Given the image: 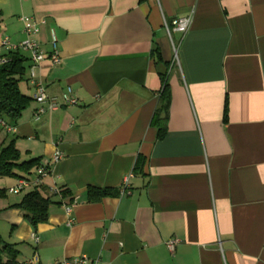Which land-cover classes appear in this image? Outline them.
Masks as SVG:
<instances>
[{"label": "crops", "instance_id": "obj_1", "mask_svg": "<svg viewBox=\"0 0 264 264\" xmlns=\"http://www.w3.org/2000/svg\"><path fill=\"white\" fill-rule=\"evenodd\" d=\"M0 11V38H24L21 16L44 20L35 38L49 53L53 32L61 58L35 69L60 107L35 119L32 99L16 122L0 116V149L14 141L21 161L51 165L42 187L73 199L54 196L33 228L7 188L34 171L0 178V235L18 264H264V0H0ZM69 90L75 104L62 102ZM89 186L111 192L87 201Z\"/></svg>", "mask_w": 264, "mask_h": 264}, {"label": "trees", "instance_id": "obj_2", "mask_svg": "<svg viewBox=\"0 0 264 264\" xmlns=\"http://www.w3.org/2000/svg\"><path fill=\"white\" fill-rule=\"evenodd\" d=\"M1 16L0 11V25ZM0 56L6 58L5 63L0 64V116L16 122L33 99L24 94L19 88V83L26 79L25 75L30 66L29 57L27 53L21 50L5 51ZM161 81L162 89L160 96L162 104L156 110L151 120V123L158 127V139H162L167 130V117L162 115L161 108L162 106H167L171 100V92L166 77L162 76ZM223 119L224 122H227L226 103ZM40 165L39 158L21 161L20 153L15 147L14 141L2 146L0 149V178L18 176V171L25 175L31 174ZM3 192L4 190H0V194ZM110 192L108 189L89 186L86 190V199L87 201H98ZM112 192L115 193V191ZM57 195L60 196V199H65L69 196L68 201H73L69 191L64 187H58L55 193L49 194L42 185H38L26 192L20 202L12 205V207L19 208L23 212L24 218L33 228H36L38 224L47 221L49 206L53 203H61V201L53 199ZM19 253L17 243H10L0 235V264H18Z\"/></svg>", "mask_w": 264, "mask_h": 264}, {"label": "built area", "instance_id": "obj_3", "mask_svg": "<svg viewBox=\"0 0 264 264\" xmlns=\"http://www.w3.org/2000/svg\"><path fill=\"white\" fill-rule=\"evenodd\" d=\"M20 20L23 23V33L24 38L17 42L13 43L9 37L3 36L0 38V54L5 51L10 50H21L25 53H27L29 57V81L33 86V95L32 98L38 103V108L36 109L34 113V118L38 119L42 114H44L47 111H54L57 110L60 107V102L57 100L56 97H51L47 94L46 88L44 84L36 79L35 77V69L36 67L41 64L45 60H50V62L53 65H59L61 62V58L59 55L58 47H57V40L55 38L54 33L52 32V39H51V50L49 53H46L40 45V43L37 41L35 36L39 33V23H44V20L38 22L35 21L30 16H21ZM191 23V16H185L176 18L172 21V25L175 31H178L180 33H185ZM175 50V56H176V49ZM6 58L3 56H0V64L5 63ZM70 90L67 93H64L62 95V102L65 104H75L76 99L70 94ZM4 127L10 131L11 127L7 125L6 123L2 122ZM64 155L60 150H56L52 156V163H56L63 159ZM51 172V165H40L38 166L32 175L28 176H22L18 177L15 181V183L7 188V192L10 194H19L25 189H28L30 187H35L38 185H41L42 180L50 175ZM132 176V174H128L124 177L123 183H122V189L120 191V194H123L126 192V188H128V181L129 178ZM51 191L55 193L57 191L56 188H52ZM64 208L66 211H70L71 204L64 205ZM72 222V221H70ZM32 238L35 242H38V237L34 234L32 235ZM178 242V239H170L166 242L169 249H173V247ZM87 261L86 257H72V258H65L58 261H54L51 264H82ZM36 259H30L25 262V264H35Z\"/></svg>", "mask_w": 264, "mask_h": 264}, {"label": "rangeland", "instance_id": "obj_4", "mask_svg": "<svg viewBox=\"0 0 264 264\" xmlns=\"http://www.w3.org/2000/svg\"><path fill=\"white\" fill-rule=\"evenodd\" d=\"M26 192H28V189H25L24 191H22L20 194H18L19 196H23ZM16 195V194H13Z\"/></svg>", "mask_w": 264, "mask_h": 264}]
</instances>
